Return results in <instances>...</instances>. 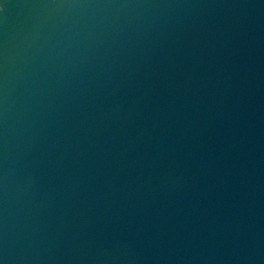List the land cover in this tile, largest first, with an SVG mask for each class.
I'll use <instances>...</instances> for the list:
<instances>
[{
  "label": "water",
  "instance_id": "water-1",
  "mask_svg": "<svg viewBox=\"0 0 264 264\" xmlns=\"http://www.w3.org/2000/svg\"><path fill=\"white\" fill-rule=\"evenodd\" d=\"M0 264H264V0H0Z\"/></svg>",
  "mask_w": 264,
  "mask_h": 264
}]
</instances>
